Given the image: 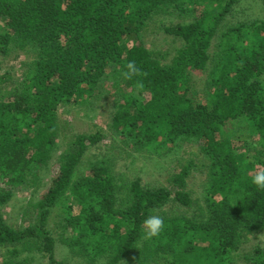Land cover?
<instances>
[{"label":"trees","instance_id":"trees-1","mask_svg":"<svg viewBox=\"0 0 264 264\" xmlns=\"http://www.w3.org/2000/svg\"><path fill=\"white\" fill-rule=\"evenodd\" d=\"M238 1L0 0V55L28 58L19 82L0 75V207L39 184L57 153L58 109L106 100L110 67L120 86L106 131L64 137L58 172L27 208L31 218L23 214L27 225L6 224L0 209V251L11 255L0 264H30L34 251L65 264L54 258L52 218L60 242L88 264L132 256L133 264H234V250L264 235V191L251 182L264 166V21L233 23ZM157 26L165 49L148 50L141 39ZM129 61L145 74L142 92L120 75ZM192 73L206 75L202 99ZM116 134L151 156L190 142L202 153L192 152L168 186L118 182L107 156L80 174L87 150ZM192 172L204 177L199 198L185 182ZM153 214L166 228L145 240ZM243 261L264 264V245Z\"/></svg>","mask_w":264,"mask_h":264},{"label":"rangeland","instance_id":"rangeland-1","mask_svg":"<svg viewBox=\"0 0 264 264\" xmlns=\"http://www.w3.org/2000/svg\"><path fill=\"white\" fill-rule=\"evenodd\" d=\"M231 16L232 22L242 21H264V3L261 0H239L232 6ZM230 20V17L227 18ZM168 37L164 35L159 29L153 27L142 37V41L148 50L158 51L165 49V44ZM175 46V45H174ZM14 53L11 56L0 55V75L9 71L11 77L18 81L21 79L23 73V65L27 62V57L21 55L18 59H13ZM106 79L103 87L110 90V95L106 100L92 101L85 105H80L78 102L69 106H61L58 109V117L61 123V137L57 144V153L53 155L49 164L39 173V184L35 187H27V189L17 190L14 192L11 200L0 207L1 217L6 224L14 228H24L27 224L24 223L23 214L29 205L38 203L45 191L49 187L51 181L58 172L59 164L57 156L61 153L64 146V137L69 138L77 133H96L99 130L106 131L107 126L111 121V112L109 110V102L116 99L119 95V88L112 87L116 78L113 77L112 68L106 70ZM192 81L194 87L192 91H196L198 98L202 99L203 94L200 91L203 89V83L206 75L192 73ZM9 89H6V92ZM229 128L227 124V129ZM246 140L241 136L236 138L232 144L235 147H241ZM202 143L190 142L188 145H177L170 152L162 156L150 155L145 151H134L132 147L127 145L124 138L120 134L110 135L99 143V146L90 147L85 153L82 159V165L80 167V174L87 172V167L90 162H99L103 156L106 159H110L113 163V176L118 182L125 181L131 182L136 178L141 179L142 185L149 186H168L167 180L172 174L179 172V165L184 164L186 159H196L202 153ZM196 153V157L191 153ZM204 179L203 176L197 173H191L185 180L186 185L189 186L193 198L201 197V183ZM32 216L33 211L27 209ZM57 218H52L49 224L50 232L53 235L55 241L54 258L62 261L65 264H88L87 261L81 258V255H73L70 249L60 242L61 236L64 234L54 224L57 222ZM66 238V236H64ZM250 241L245 244H241L238 250H234L233 262L234 264H245L243 256L248 253L254 246L258 244L264 245V235L258 238L249 236ZM81 256V257H80ZM30 264H49L47 258L41 255L39 252H30L28 254ZM4 259H11L10 253L6 251H0V262ZM97 264H107V259L104 262ZM119 264H133V256L129 257L126 261H122Z\"/></svg>","mask_w":264,"mask_h":264},{"label":"clouds","instance_id":"clouds-1","mask_svg":"<svg viewBox=\"0 0 264 264\" xmlns=\"http://www.w3.org/2000/svg\"><path fill=\"white\" fill-rule=\"evenodd\" d=\"M126 81H133L137 92H142L145 88L143 83V76L145 75L137 67L135 61H129L125 65V70L120 74ZM252 184L258 189L264 191V166H261L259 171L252 178ZM166 228V223L161 216L149 215L143 221V238L145 240H152L158 237Z\"/></svg>","mask_w":264,"mask_h":264}]
</instances>
